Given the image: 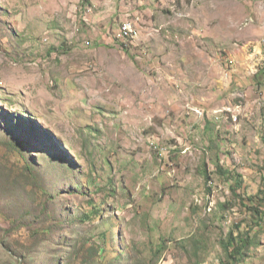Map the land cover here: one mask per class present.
Returning a JSON list of instances; mask_svg holds the SVG:
<instances>
[{
    "label": "rangeland",
    "instance_id": "obj_1",
    "mask_svg": "<svg viewBox=\"0 0 264 264\" xmlns=\"http://www.w3.org/2000/svg\"><path fill=\"white\" fill-rule=\"evenodd\" d=\"M258 4L0 0V264H264Z\"/></svg>",
    "mask_w": 264,
    "mask_h": 264
},
{
    "label": "built area",
    "instance_id": "obj_2",
    "mask_svg": "<svg viewBox=\"0 0 264 264\" xmlns=\"http://www.w3.org/2000/svg\"><path fill=\"white\" fill-rule=\"evenodd\" d=\"M258 13L261 19V28L263 29V33L261 37V44L264 48V0H259ZM143 26H144V22H140L139 12H133V13L128 14V17L123 21L121 25V30L116 32V38L118 41H120L121 46L126 47V46H123L122 44V34H130L131 36L132 34L140 35ZM262 56L263 58H261V60H264V51L262 53ZM261 60H258L260 64H262L260 62ZM228 62L230 64L233 63V61L230 59H228ZM259 63H258V66H259Z\"/></svg>",
    "mask_w": 264,
    "mask_h": 264
},
{
    "label": "crops",
    "instance_id": "obj_3",
    "mask_svg": "<svg viewBox=\"0 0 264 264\" xmlns=\"http://www.w3.org/2000/svg\"><path fill=\"white\" fill-rule=\"evenodd\" d=\"M258 32L260 33V36H259V38H257V39H255V38H253L254 39V41H256V42H250L249 44H247L246 45V49H247V47H249V48H253L254 50H255V52H257V54H259V53H263V51H264V48H263V46H262V44H261V37H262V33H263V29L262 28H260V30L258 29ZM253 44V46H250V45H252ZM248 48V49H249ZM247 49V50H248ZM228 57H231V56H228ZM231 58H233V56L231 57ZM253 60V59H252ZM235 65V64H234Z\"/></svg>",
    "mask_w": 264,
    "mask_h": 264
},
{
    "label": "bare ground",
    "instance_id": "obj_4",
    "mask_svg": "<svg viewBox=\"0 0 264 264\" xmlns=\"http://www.w3.org/2000/svg\"><path fill=\"white\" fill-rule=\"evenodd\" d=\"M141 15V14H140ZM139 15V19H140V21L142 22V19H143V16L141 15L140 16ZM122 23H123V21L122 22H120L119 24H118V30L117 31H120L121 30V25H122ZM134 34H132V36L130 35V34H122V42L126 45V46H128V45H130L131 43L130 42H132V39H133V36Z\"/></svg>",
    "mask_w": 264,
    "mask_h": 264
},
{
    "label": "trees",
    "instance_id": "obj_5",
    "mask_svg": "<svg viewBox=\"0 0 264 264\" xmlns=\"http://www.w3.org/2000/svg\"><path fill=\"white\" fill-rule=\"evenodd\" d=\"M246 245H248V241L247 240L245 241V240L242 239L241 242L238 243V245L234 247V250H235L234 252L238 253V254H242V251H243V249L245 248ZM234 252L231 251L230 255L232 256Z\"/></svg>",
    "mask_w": 264,
    "mask_h": 264
}]
</instances>
